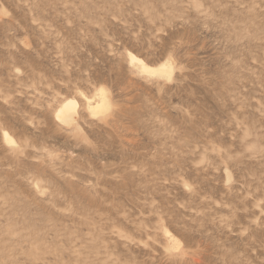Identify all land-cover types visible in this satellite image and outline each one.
I'll return each mask as SVG.
<instances>
[{"label":"rangeland","instance_id":"374dc122","mask_svg":"<svg viewBox=\"0 0 264 264\" xmlns=\"http://www.w3.org/2000/svg\"><path fill=\"white\" fill-rule=\"evenodd\" d=\"M0 264H264V0H0Z\"/></svg>","mask_w":264,"mask_h":264},{"label":"bare ground","instance_id":"6f19581e","mask_svg":"<svg viewBox=\"0 0 264 264\" xmlns=\"http://www.w3.org/2000/svg\"><path fill=\"white\" fill-rule=\"evenodd\" d=\"M129 58H130V62H134L138 65L139 71L147 72L149 74H153L157 72L160 73L162 70H168L171 66L168 60L167 62H161L158 65L152 67V66H148L142 60L136 58L131 53H129ZM161 76H166V75L161 74ZM86 105H87V109L90 110L91 114H94L96 110L98 109L107 107L108 101H107V95L105 91L103 89H99L98 101H94L93 103H91V99L86 98ZM76 106H77V102L74 98H67L63 100L56 107L55 118L61 121V123L63 122L65 124H69L70 122H72V120H74L73 116H74ZM4 139L7 142L13 141L11 137L7 135L4 136Z\"/></svg>","mask_w":264,"mask_h":264}]
</instances>
